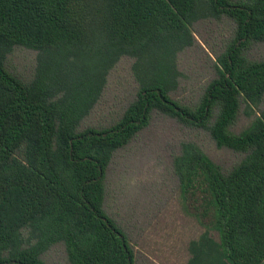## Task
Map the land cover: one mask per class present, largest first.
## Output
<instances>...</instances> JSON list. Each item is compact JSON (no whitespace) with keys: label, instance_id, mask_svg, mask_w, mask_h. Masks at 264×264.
<instances>
[{"label":"trees","instance_id":"1","mask_svg":"<svg viewBox=\"0 0 264 264\" xmlns=\"http://www.w3.org/2000/svg\"><path fill=\"white\" fill-rule=\"evenodd\" d=\"M221 15L235 33L215 77L196 103H180L175 53L195 42L197 20ZM253 42H264V0H0V264H49L42 255L56 244L69 264H134L103 209L104 180L154 111L241 154L222 168L183 141L173 155L183 193L200 202L192 213L219 237L204 238L193 262L264 264V60L246 57ZM16 48L36 51L29 80L7 65ZM122 55L140 70L134 99L114 123L80 129ZM243 102L252 119L233 132Z\"/></svg>","mask_w":264,"mask_h":264},{"label":"rangeland","instance_id":"2","mask_svg":"<svg viewBox=\"0 0 264 264\" xmlns=\"http://www.w3.org/2000/svg\"><path fill=\"white\" fill-rule=\"evenodd\" d=\"M193 32L195 42L175 53L181 75L172 96L184 104L196 103L215 77V54L233 38L235 23L225 15L207 17L193 24ZM245 55L250 60H264V42L251 43ZM134 62V57L122 55L109 69L100 97L80 129L108 126L121 116L138 88L140 70L134 68ZM7 65L18 77L29 80L36 67V51L16 48L8 56ZM247 112L250 110L241 103L238 119L231 126L233 132L250 123L252 116ZM183 141L195 142L222 168L231 167L241 158L231 149L217 147L208 130L154 111L148 126L115 152L106 170L103 209L127 235L134 264H197L192 257L203 239L213 245L219 241L218 233L201 225L192 213L200 203L197 195L183 193L173 172V155ZM207 256L206 251L200 259L205 262ZM42 257L49 264H69L61 244L52 246ZM206 264H211V259Z\"/></svg>","mask_w":264,"mask_h":264}]
</instances>
